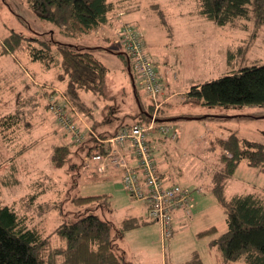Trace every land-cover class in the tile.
I'll return each instance as SVG.
<instances>
[{
    "label": "rangeland",
    "instance_id": "obj_1",
    "mask_svg": "<svg viewBox=\"0 0 264 264\" xmlns=\"http://www.w3.org/2000/svg\"><path fill=\"white\" fill-rule=\"evenodd\" d=\"M131 1L138 7L133 9L132 3L129 6V15L137 20L135 30L144 42L145 51L157 59L162 84L172 94L161 107L164 114L158 112L179 132L175 140H170L172 131H152L149 135L152 154L159 170L167 172L165 176L170 183L189 189L192 201L191 214L186 215L182 226L175 223L173 236L164 246L160 243L157 224L152 222L124 233L127 237L119 239L120 247L129 250L128 264H181L192 251H197L203 264H216L217 252L208 242L225 232L227 226L224 209L211 190L220 154L219 147H213L214 140L233 132L238 138L264 144V106L211 110L184 93L191 86L263 63L264 24L237 20L233 25L216 26L198 14L197 0ZM12 33L27 40L45 33L46 39L50 36L54 41L80 46L88 42V46L95 48L96 57L109 68L104 91L101 94L81 91L82 109L76 106L75 109L81 111L87 124H97L99 131L110 128L113 133L121 125L133 124L129 116L134 118L139 111L135 88L142 108L149 103L137 86L132 88L122 45L100 43L97 39L87 41L88 36L76 40L66 37L55 25L40 20L25 0H0V115L18 113L23 131L17 138L13 136L16 130L0 134V177L8 176L12 182L13 177L16 179L13 186L0 183L2 204L28 217L29 224L39 228L43 235L62 221H72L85 213L96 214L116 227L129 216L146 219L144 203L126 193L119 177L109 174L108 181L101 180L92 172L93 166L85 163L83 147L70 146L76 150L72 159L75 167L65 164L54 169L49 159L52 147L57 143L68 144L70 136H62L56 128L45 108L46 96L41 94L47 82H57L58 69H46L28 58L21 47L6 48L3 53L2 41ZM94 34L96 38L102 32ZM118 37L119 32L112 38ZM99 46L108 52H99L100 48H96ZM158 112L150 114L157 117ZM24 146L28 148L21 153ZM233 174L225 181L227 196L253 192L264 196V172L241 161ZM103 194L107 196L105 201L75 202L76 198ZM211 226L216 233L197 240L198 231Z\"/></svg>",
    "mask_w": 264,
    "mask_h": 264
},
{
    "label": "trees",
    "instance_id": "obj_2",
    "mask_svg": "<svg viewBox=\"0 0 264 264\" xmlns=\"http://www.w3.org/2000/svg\"><path fill=\"white\" fill-rule=\"evenodd\" d=\"M25 1L40 20L55 25L59 33L75 40L97 31L99 27L109 22L110 14L126 9V6L132 2L131 0ZM197 1L198 14L216 26L233 25L237 20H253L255 25L264 24V0ZM44 34H36L39 38L27 40L23 36L12 33L2 41L5 48L3 53L6 48L14 50L21 47L28 54V58L40 62L46 69H58L56 80L65 84L64 89L57 91L46 85L41 95L46 96L45 108L55 121L56 128L61 130L62 136H70L65 133L57 118L50 112L49 97L60 92L71 107L75 109L76 106L79 109L81 108L79 104L83 103L80 99L81 91L97 94L104 91L108 68L96 57L95 48L61 43L54 41L50 36L46 39ZM23 43H26V46ZM124 65L126 69L129 66V75L132 76L131 80L136 87L135 76L128 58H124ZM137 92L135 88L134 96L137 99L139 111L134 114V118L129 116L133 124L121 125L113 133L100 135V139L114 136V133L121 128L136 124L148 125L154 105L149 99V103L143 109ZM161 95L158 96V101L161 100ZM184 95L195 97L202 106L211 110L216 107L226 109L249 105L264 106V62L191 86ZM161 107L158 109L164 113ZM77 111L80 114L81 111ZM160 111L156 117L157 125L159 123L170 125L171 122L168 123L170 120H164V115L161 116ZM20 120L18 113L15 112L0 115V134L16 130L13 136L16 138L20 136L23 133L20 130ZM81 131L84 140L77 146L78 149L83 147L85 150L84 157H91L95 147H98L96 153L103 156L106 153L105 149L95 140L96 137L92 131L82 127ZM214 141L213 147H219L220 154L217 158L211 190L218 204L224 209L227 229L210 239L209 247L215 248L217 252L216 264H264V196L256 192L234 194L230 197L225 194V181L234 175L241 161L247 162L250 166L253 165L261 173L264 172V144L238 138L233 132L226 138H216ZM71 144H73L71 136L68 144H54L49 158L54 169L62 168L65 164L75 167L72 159L76 157V150H72ZM27 148L28 146L22 147L20 152H24ZM10 160L8 161L11 162ZM154 162L158 174L166 181V185L179 186L170 183L159 173L155 157ZM90 164L93 166L92 172L97 173L102 179L116 169L108 166L104 175H101L95 169V164L91 162ZM12 170L13 166H11ZM13 174L11 173L10 176L13 177ZM12 179L13 182L8 176H3L0 177V183L13 186L16 179L14 177ZM105 179L108 180V178ZM106 198V194L85 196L76 198L75 202H99L107 200ZM152 222L156 223L153 220L149 221L147 216L146 219L129 216L122 219L116 227L108 220L100 219L96 214L85 213L72 221H62L56 229L43 235L39 228L29 224L28 217L19 215L13 207L2 204L0 200V264H128L123 250L117 245L118 238L130 229ZM157 226L160 234L159 225ZM215 231L214 227L198 231L196 238L208 237L215 234ZM171 232L173 236V223ZM168 239L163 240L160 234L161 246H164V242ZM189 256L188 260L181 264H203L196 251H192Z\"/></svg>",
    "mask_w": 264,
    "mask_h": 264
},
{
    "label": "built area",
    "instance_id": "obj_3",
    "mask_svg": "<svg viewBox=\"0 0 264 264\" xmlns=\"http://www.w3.org/2000/svg\"><path fill=\"white\" fill-rule=\"evenodd\" d=\"M118 39L114 43L122 45L135 76V85L145 97L152 100L154 112H158L161 102L158 96L162 94L161 75L156 67V60L152 58L144 47L140 34L131 24L125 23L119 30ZM49 110L57 118L58 123L71 136V142L80 145L84 140L80 124L81 116L70 106L60 92L49 97ZM159 129L163 133L172 131L170 140L178 136V131L172 124H158L156 116L151 115L148 125H133L119 129L114 136L95 140L105 149V154L93 150L91 157H84L85 163H94L95 169L101 175L107 167L120 168L122 187L133 199L142 201L146 206L147 219L155 221L160 228L162 239L172 236V220L178 211L190 214L191 197L188 189L176 185H166L160 177L152 154V144L149 135Z\"/></svg>",
    "mask_w": 264,
    "mask_h": 264
},
{
    "label": "crops",
    "instance_id": "obj_4",
    "mask_svg": "<svg viewBox=\"0 0 264 264\" xmlns=\"http://www.w3.org/2000/svg\"><path fill=\"white\" fill-rule=\"evenodd\" d=\"M132 4H133V2H131ZM131 4H129V5H127L126 6V9H120L119 11H115L114 13H112V14H110V16H109V22L107 23V24H105V25H103V26H101V27H99L98 28V30L97 31H95V32H102V35H98V36H96V38L94 37V32H92L91 34H89V35H87L88 37H87V41H91L92 42V40L94 41L95 39H97L96 41L97 42H99L100 41V43H106V44H111V43H113L114 45H118L117 43H114V38H112L115 34H117L118 32H120L119 30H120V28H121V25H123L124 23H129V24H131V25H135V22L137 23V20H135V19H133V17H131L130 15H129V11L131 10V8H129V6H130ZM136 8H138V7H136L134 4H133V9H136ZM119 17H120V19H119ZM132 19H131V18ZM113 34V35H112ZM89 39V40H88ZM88 44V42H84L83 43V45H87ZM88 45H90V44H88ZM87 45V46H88ZM105 45V44H104ZM87 46H84V47H87ZM96 48H100L99 49V52H103V53H107L108 51H107V49L106 48H104V47H101V46H99V47H96ZM122 54H124V53H122ZM113 55H117L116 53H113ZM124 58H127V56H126V54H124ZM155 59V58H154ZM101 60V59H100ZM156 60V63H157V59H155ZM103 62V61H102ZM103 64H104V62H103ZM105 65V64H104ZM106 66V65H105ZM108 68V67H107ZM122 68V67H121ZM108 73H109V68H108ZM57 81V80H56ZM45 83V82H44ZM49 84V85H48ZM47 85L48 86H50L51 88H54V90H57V91H60L61 89L60 88H62V86H64L65 84L63 83V82H56L55 84H53V83H48L47 82ZM170 92H168L166 89H165V87H164V90H163V94L161 95V97L160 98H162L160 101H161V105H160V107L161 106H163V105H165L167 102H168V100H169V98H170V96H172V94H169ZM182 95V94H181ZM163 104V105H162ZM76 110V109H75ZM80 112V111H79ZM77 113H78V111H77ZM80 116H81V119H82V122L81 123H79L80 124V126L83 128V129H89L90 131H92V133L94 134V135H96L98 138H101L100 137V135H103V134H109V133H112L111 132V130H110V128H106L105 130H101V131H99L98 130V128L96 127L97 126V124H95V125H89V124H87V122L85 121L86 119H84L83 118V115H82V113L80 112ZM164 114V113H163ZM85 131V130H84ZM96 131H98L97 133H96ZM58 134V133H57ZM59 135V134H58ZM178 135H179V133H178ZM178 137V136H177ZM175 140V139H174ZM57 141H59V140H57ZM158 171H159V173L160 174H162V176H164L165 178H167L168 179V177L167 176H165L166 174H167V172L166 171H160L159 170V168H158ZM113 176L112 177H115V178H118V177H120L121 176V174H122V170L120 169V168H116L112 173H111ZM106 177L105 178H108L109 177V175H105ZM101 179V178H100ZM101 180H103V179H101ZM108 181V180H107ZM197 191H200V190H197ZM145 205V204H144ZM146 207V206H145ZM190 214H191V212H190ZM134 217V216H133ZM186 217V215H185V213L184 212H182V211H178V212H176L175 213V215H174V219H173V230H174V227H175V223H177V225L178 226H182L183 224H184V218ZM146 225V224H145ZM141 226H144V225H141ZM158 227V226H157ZM211 227H213V226H211ZM138 228H141V227H138ZM135 229H137V228H135ZM208 229V228H207ZM130 230H133V229H130ZM159 230V229H158ZM127 232H129V231H127ZM127 232H124V233H127ZM122 234L121 235V237L120 238H122V239H125V237H127L125 234ZM158 234H159V231H158ZM143 237H147V236H143ZM120 238H118V240H117V245L118 246H120V242H119V239ZM159 238H160V234H159ZM198 239H200V238H198ZM197 239V240H198ZM119 242V243H118ZM121 249L123 250V253H124V256H125V259L127 260V258H126V256H127V254L129 253V250H127V249H125V248H123V247H121ZM197 252V251H196ZM128 262V261H127Z\"/></svg>",
    "mask_w": 264,
    "mask_h": 264
},
{
    "label": "water",
    "instance_id": "obj_5",
    "mask_svg": "<svg viewBox=\"0 0 264 264\" xmlns=\"http://www.w3.org/2000/svg\"><path fill=\"white\" fill-rule=\"evenodd\" d=\"M127 72H128V74H129V72H130V68H129V66L127 67ZM130 76V75H129ZM131 77V79H132V76H130ZM132 88H134V85H133V80H132ZM174 120V119H173Z\"/></svg>",
    "mask_w": 264,
    "mask_h": 264
}]
</instances>
